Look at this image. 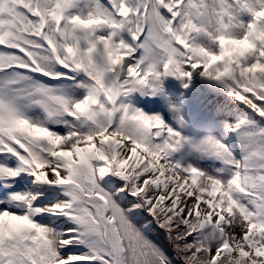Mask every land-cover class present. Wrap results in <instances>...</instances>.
Returning a JSON list of instances; mask_svg holds the SVG:
<instances>
[{"label":"snow or ice","instance_id":"snow-or-ice-1","mask_svg":"<svg viewBox=\"0 0 264 264\" xmlns=\"http://www.w3.org/2000/svg\"><path fill=\"white\" fill-rule=\"evenodd\" d=\"M0 264H264V0H0Z\"/></svg>","mask_w":264,"mask_h":264},{"label":"rangeland","instance_id":"rangeland-1","mask_svg":"<svg viewBox=\"0 0 264 264\" xmlns=\"http://www.w3.org/2000/svg\"><path fill=\"white\" fill-rule=\"evenodd\" d=\"M185 82L174 77L164 79L162 82L163 92L158 93L155 98L148 100L146 105L140 104L139 106L145 107L146 111L151 110L152 112L161 114L169 126L181 130L186 136L199 139L208 134L210 122L221 118L218 115L219 112L225 106H231V104L223 89L212 82V91L207 92V94L203 93V99L199 104L196 103L195 100L201 95L198 91L203 89L206 83H209V80L200 76V70L194 72L190 88L185 89L183 87V83ZM214 96L221 99L217 107H211L210 105L211 99ZM181 116L186 122L182 129L180 128ZM219 135L222 139L224 138L223 131H220ZM192 162L198 163L200 161L193 158Z\"/></svg>","mask_w":264,"mask_h":264},{"label":"trees","instance_id":"trees-1","mask_svg":"<svg viewBox=\"0 0 264 264\" xmlns=\"http://www.w3.org/2000/svg\"><path fill=\"white\" fill-rule=\"evenodd\" d=\"M200 98V97H199ZM216 106H218V103H216Z\"/></svg>","mask_w":264,"mask_h":264}]
</instances>
